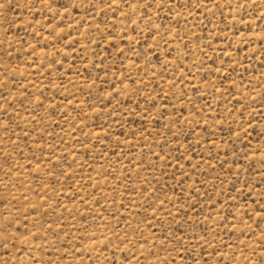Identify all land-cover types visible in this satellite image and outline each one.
I'll return each mask as SVG.
<instances>
[{
  "label": "rangeland",
  "instance_id": "rangeland-1",
  "mask_svg": "<svg viewBox=\"0 0 264 264\" xmlns=\"http://www.w3.org/2000/svg\"><path fill=\"white\" fill-rule=\"evenodd\" d=\"M0 264H264V0H0Z\"/></svg>",
  "mask_w": 264,
  "mask_h": 264
}]
</instances>
